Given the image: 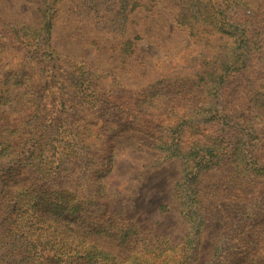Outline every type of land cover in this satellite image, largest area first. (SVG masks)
Returning <instances> with one entry per match:
<instances>
[{
  "label": "rangeland",
  "instance_id": "1",
  "mask_svg": "<svg viewBox=\"0 0 264 264\" xmlns=\"http://www.w3.org/2000/svg\"><path fill=\"white\" fill-rule=\"evenodd\" d=\"M129 2L138 4L130 6ZM237 2L235 8L226 0H61L51 19L49 45L59 71L65 72L74 63L99 75L101 91L113 94L116 103H123L125 117H133L130 130L155 133L153 139L125 141L114 150L111 171L102 183L116 224L162 242L174 258L191 256V264H216L215 246H229L221 240L228 216L234 214L237 226L243 220L241 192H225L222 187L213 203L216 209L208 212L203 205L238 158L232 166H210L202 186L203 192L205 188L212 191L196 198L190 187L184 196L177 193L186 159L165 157L163 152L172 151V143L182 141L187 147L199 135L214 140L221 132L222 125L214 127L204 118L209 114L199 112L205 102L214 103L213 80L221 74L233 38L219 33V21L223 29L245 31L235 36L240 38L237 51L248 56L245 66L228 71L223 85L217 87L219 101L229 110L227 121L235 128L231 136L239 151L249 148L264 158V0ZM38 7V0H0V28L41 27ZM180 14L189 17L183 22ZM19 44L11 37L4 42L0 73L19 69L24 54ZM171 87L179 95L173 93L174 99L163 106L164 100L156 101L157 95H161L158 100L165 98ZM22 92V86L12 87L11 102L2 111L14 106ZM145 94L155 97L144 100ZM161 136L164 139L159 143ZM234 177L241 180L237 174ZM204 209L210 213L208 220L203 219ZM94 239L123 256V250L107 237ZM191 239L198 241L197 249L189 248L196 245Z\"/></svg>",
  "mask_w": 264,
  "mask_h": 264
},
{
  "label": "trees",
  "instance_id": "2",
  "mask_svg": "<svg viewBox=\"0 0 264 264\" xmlns=\"http://www.w3.org/2000/svg\"><path fill=\"white\" fill-rule=\"evenodd\" d=\"M60 1L38 0L43 17L39 28H0V58L4 42L10 37L24 50L19 69L0 73V264H191V256L174 258L162 242L142 236L136 228L122 229L123 224H116L113 218L102 180L111 171L114 150L125 141L153 139L155 133L130 130L133 117H125L123 103H116L113 94L101 91L99 75L74 63L68 64L65 72L59 71L49 37L52 15ZM237 1L226 0L235 8ZM180 17L184 22L189 16ZM218 24L222 36L233 38L221 74L213 80L214 103L205 102L199 112L208 113L204 118L214 127L222 125L221 132L214 140L199 135L187 147L182 141L172 143L173 150L163 152L165 157L186 159L177 193L184 196L190 187L196 191V198L202 195V179L210 166H232L238 158L235 169L232 166L222 184L216 186L217 191L210 190L212 198H206L205 203L201 196L209 212L216 209L213 203L222 187L225 192L244 195L241 225L235 224L233 213L228 216V228L221 240L229 246H215V263L261 264L264 158L249 148L239 151L240 146L231 136L235 128L227 121L229 110L220 103L217 88L225 82L228 71L245 66L248 56L237 51L240 38L235 36L245 31L238 33L237 28L223 29L220 21ZM15 86L23 87L22 94L14 106L2 111L11 102L10 90ZM171 88L163 95L165 98L158 100V94L156 101L164 100L162 105H168L166 102L174 99L173 93L179 95L175 87ZM189 92L194 95L191 89ZM150 96L145 94L144 100ZM161 139L163 136L157 141L162 143ZM235 174L243 181H235ZM210 192L205 188L203 193L209 196ZM209 214L204 209L203 219L208 220ZM99 236L122 249L123 256L103 248L94 239ZM193 241L190 243L196 245L189 248L197 249L198 241Z\"/></svg>",
  "mask_w": 264,
  "mask_h": 264
}]
</instances>
